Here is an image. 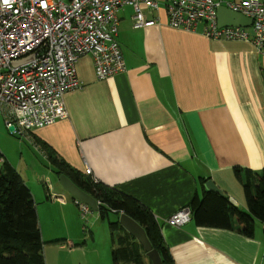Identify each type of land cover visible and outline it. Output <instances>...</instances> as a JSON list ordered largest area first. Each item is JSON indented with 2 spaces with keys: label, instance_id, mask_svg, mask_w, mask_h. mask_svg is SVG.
I'll return each mask as SVG.
<instances>
[{
  "label": "crops",
  "instance_id": "1",
  "mask_svg": "<svg viewBox=\"0 0 264 264\" xmlns=\"http://www.w3.org/2000/svg\"><path fill=\"white\" fill-rule=\"evenodd\" d=\"M145 15L156 23L134 28L130 6L117 12L123 72L97 79L92 57H80L76 75L82 85L64 94L66 117L11 137L17 156L1 143L0 154L36 204L67 207L65 221L77 205L52 182L56 168L42 145L84 178L115 188L148 209L174 264H264L260 221L252 237L198 226L192 219L180 227L166 222L194 196L201 197L207 180L247 211L233 168H264V54L249 42L209 39L201 25L193 30L169 26L164 0ZM3 125L0 118L4 132ZM40 159L46 169H37L39 163L44 166ZM86 167L90 175L84 173ZM24 174L46 182L33 189ZM55 196L60 201L50 199ZM88 219L104 220L98 212ZM41 229L45 264H54L53 252L65 246L72 250L70 232ZM88 234L94 238L92 231Z\"/></svg>",
  "mask_w": 264,
  "mask_h": 264
},
{
  "label": "built area",
  "instance_id": "2",
  "mask_svg": "<svg viewBox=\"0 0 264 264\" xmlns=\"http://www.w3.org/2000/svg\"><path fill=\"white\" fill-rule=\"evenodd\" d=\"M123 6L132 8L134 28L156 23L145 10L157 9L158 0H0V118L11 135L66 117L64 94L82 85L76 75L80 57H92L97 79L125 70L116 40L117 12ZM164 6L173 28L193 30L201 25L209 39L249 42L264 54L262 0H164ZM220 6L250 18V26L218 25ZM30 55L31 59L13 65ZM84 173L90 175L91 168ZM74 202L82 217L91 212L87 204ZM190 219L191 211L185 206L166 222L180 227Z\"/></svg>",
  "mask_w": 264,
  "mask_h": 264
},
{
  "label": "trees",
  "instance_id": "3",
  "mask_svg": "<svg viewBox=\"0 0 264 264\" xmlns=\"http://www.w3.org/2000/svg\"><path fill=\"white\" fill-rule=\"evenodd\" d=\"M42 147L47 151L58 177L60 174L66 175L99 202L98 214L102 219L110 220L109 213H114V220L108 221L113 264H151L142 246L118 224L120 212L140 224L152 248L159 252L162 264H174L163 242L157 221L148 209L115 188L84 178L66 166L48 146ZM0 164V264H45L44 241L32 194L1 154ZM233 172L241 183L247 211L231 204L227 196L204 187L201 197L194 196L187 207L191 211V219L198 226L234 230L246 237H252L255 220L264 224V168L254 171L235 166ZM201 181L205 179L201 178ZM115 230L118 233L113 235Z\"/></svg>",
  "mask_w": 264,
  "mask_h": 264
},
{
  "label": "rangeland",
  "instance_id": "4",
  "mask_svg": "<svg viewBox=\"0 0 264 264\" xmlns=\"http://www.w3.org/2000/svg\"><path fill=\"white\" fill-rule=\"evenodd\" d=\"M3 130L4 132L0 130V143L3 144L5 148L9 149V153L11 152L12 155L17 156L15 141L10 138H17L19 136L11 135L6 129ZM40 160L44 166H42L38 162L39 164H37V169H46L45 163H43L44 161L42 159ZM22 162L25 164V160ZM24 175H27V177H30L31 181H33L30 182L33 189H35V186H43L42 184L46 182V180L38 181L36 176L32 177L28 174ZM51 178L53 183L60 184L57 176H55L53 173H51ZM64 192L68 197H72L67 191L64 190ZM55 198L56 199H50H53V201H60L58 196H55ZM49 206V204L45 203L36 204V213L38 216L41 235L42 225L44 228V233H49L51 230H55L57 233L67 234L68 231L75 239L74 246L72 245L71 248L72 250L68 249L66 246V249H55L57 251L53 252L52 256V261L54 264H113L109 249V246L111 244V231L108 225V221H113L115 218V215L113 213L109 214L110 220L105 218L104 220L100 219L99 221L94 223L88 219V216L90 215V213H94L96 211H91L87 214L86 217H82L79 208L75 206L76 210L74 209L73 213L68 212V214L66 215V222L64 220L65 215L63 214L66 212L67 207L61 206L54 208ZM37 207L40 209V219ZM75 215H77V218ZM256 222H259V220L256 219L255 223ZM67 223L69 225L68 227ZM89 231H92V233L94 234V238L89 236V234L87 236L84 235L89 233ZM113 233L116 234L118 233V231L115 230ZM45 244L46 242H44L43 249Z\"/></svg>",
  "mask_w": 264,
  "mask_h": 264
},
{
  "label": "water",
  "instance_id": "5",
  "mask_svg": "<svg viewBox=\"0 0 264 264\" xmlns=\"http://www.w3.org/2000/svg\"><path fill=\"white\" fill-rule=\"evenodd\" d=\"M227 13L228 18H224L223 14ZM217 23L220 26H235V27H248L251 24V19L234 11H231L225 6H220L217 8ZM33 55H30L26 58L16 60L13 62V65H19L25 61L31 59ZM60 186L67 191L72 198L77 199L85 204H87L92 211L98 212L99 203L94 197H92L87 192L80 189L73 181L64 174H60L58 177ZM203 187L206 190L213 191L219 194H222V191L216 186L211 180L204 182ZM228 201L237 206V202L232 198L228 197ZM118 224L135 240L142 246L146 257L150 260L151 264H162V259L159 252L152 248V245L140 224L132 219L127 214L120 212L118 217Z\"/></svg>",
  "mask_w": 264,
  "mask_h": 264
},
{
  "label": "bare ground",
  "instance_id": "6",
  "mask_svg": "<svg viewBox=\"0 0 264 264\" xmlns=\"http://www.w3.org/2000/svg\"><path fill=\"white\" fill-rule=\"evenodd\" d=\"M74 246V245H73Z\"/></svg>",
  "mask_w": 264,
  "mask_h": 264
}]
</instances>
